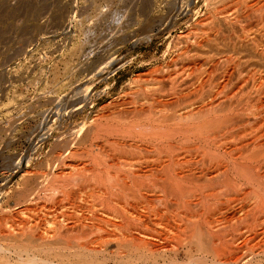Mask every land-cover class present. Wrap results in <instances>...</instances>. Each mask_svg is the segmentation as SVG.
Here are the masks:
<instances>
[{
  "label": "bare ground",
  "instance_id": "obj_1",
  "mask_svg": "<svg viewBox=\"0 0 264 264\" xmlns=\"http://www.w3.org/2000/svg\"><path fill=\"white\" fill-rule=\"evenodd\" d=\"M218 17L234 20L221 10ZM243 33L237 42L249 41L264 60V42ZM218 50L195 76L191 68L181 82L174 74L177 83L170 78L167 88L142 90L144 102L118 118L81 126L79 136L86 130L84 138L108 146L95 142L97 151L88 150L87 173L75 165L51 171L49 180L16 162L21 186L11 208H19L17 217L0 215V264H264V75L253 57ZM252 64L255 72L244 75ZM219 176L229 181L216 189ZM85 189L94 197L87 214L67 213ZM210 212L250 221L229 235L205 217Z\"/></svg>",
  "mask_w": 264,
  "mask_h": 264
},
{
  "label": "rangeland",
  "instance_id": "obj_2",
  "mask_svg": "<svg viewBox=\"0 0 264 264\" xmlns=\"http://www.w3.org/2000/svg\"><path fill=\"white\" fill-rule=\"evenodd\" d=\"M263 4L264 0H0V215L18 214L19 207L11 208L17 185L21 186L16 166L35 170L45 179L76 166L87 173L88 150L108 146L104 140L84 138L86 130L79 136L81 126L114 120L132 110L135 101L142 103L143 91L167 88L176 74L179 82L191 71L189 76H195L206 67L203 59L217 52L214 48L242 61L253 57L259 67L247 66L244 75L252 68L255 72V67L264 75V60H258L251 43L237 42L243 32L246 38L264 42ZM220 10L234 22L218 19ZM214 29L219 31L216 37ZM207 38L212 41L205 43ZM195 40L203 41L198 46L201 52ZM65 153L69 156L60 165ZM219 177L214 187L229 181ZM86 190L72 198L67 213L87 214L94 197ZM205 217L220 226L216 229L224 225L222 231L229 235L250 221L249 217L242 221L241 214L231 218L229 213L210 212Z\"/></svg>",
  "mask_w": 264,
  "mask_h": 264
}]
</instances>
